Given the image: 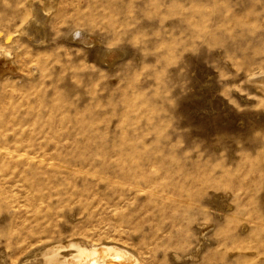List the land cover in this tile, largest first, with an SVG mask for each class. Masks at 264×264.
<instances>
[{"label": "rangeland", "instance_id": "obj_1", "mask_svg": "<svg viewBox=\"0 0 264 264\" xmlns=\"http://www.w3.org/2000/svg\"><path fill=\"white\" fill-rule=\"evenodd\" d=\"M0 33V264L70 241L264 264V92L247 80L264 0H0Z\"/></svg>", "mask_w": 264, "mask_h": 264}, {"label": "bare ground", "instance_id": "obj_2", "mask_svg": "<svg viewBox=\"0 0 264 264\" xmlns=\"http://www.w3.org/2000/svg\"><path fill=\"white\" fill-rule=\"evenodd\" d=\"M81 34L84 43H91V38L87 34L84 32ZM98 58L108 61L106 53ZM247 80L255 89L264 92V71L249 75ZM69 247L74 248L75 253H66ZM39 255L43 264H143L139 257L127 248L110 244L88 246L82 241L48 243L42 251L40 250ZM35 262L37 263V260L30 256L27 262L22 264H35Z\"/></svg>", "mask_w": 264, "mask_h": 264}]
</instances>
